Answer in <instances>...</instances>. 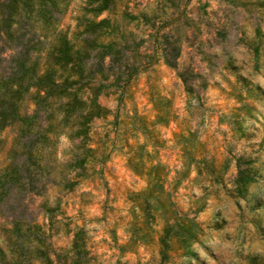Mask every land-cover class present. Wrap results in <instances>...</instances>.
Returning a JSON list of instances; mask_svg holds the SVG:
<instances>
[{"label": "rangeland", "instance_id": "1", "mask_svg": "<svg viewBox=\"0 0 264 264\" xmlns=\"http://www.w3.org/2000/svg\"><path fill=\"white\" fill-rule=\"evenodd\" d=\"M84 1L69 0L63 28L73 29ZM126 1L98 18L109 16L139 42L130 53L139 70L98 95L108 113L92 121L90 143L101 160L59 192L58 218L68 224L54 223L53 247L82 226L94 264L159 263L162 221L133 237V200L147 175L135 174L128 158L140 155L142 173L160 163L166 179V192L146 195L188 232L170 239L163 264H264V0H128L133 20L121 14ZM166 40L179 49L175 66L160 54ZM66 144L60 136L59 153ZM56 192L48 191L49 203ZM27 202L44 222L41 197ZM8 226L0 213V236Z\"/></svg>", "mask_w": 264, "mask_h": 264}, {"label": "trees", "instance_id": "2", "mask_svg": "<svg viewBox=\"0 0 264 264\" xmlns=\"http://www.w3.org/2000/svg\"><path fill=\"white\" fill-rule=\"evenodd\" d=\"M121 1L85 0L70 31L61 26L69 0H0V153L7 144L0 163V213L9 225L0 236V264H94L82 226L68 228L72 234L64 247L54 248L50 238L54 223L65 220L58 218L59 192L72 190L77 178L87 177L101 160L90 143L92 121L108 113L98 95L126 85L139 70L130 54L139 42L124 38L109 16L98 18L115 12ZM127 4L122 16L136 19ZM141 17L151 20L145 12ZM159 49L164 61L175 66L177 46L166 40ZM60 136L67 144L59 153ZM140 159L128 158L135 174L147 175L146 187L133 200L140 211L132 220L133 237L139 239L138 229L160 219L157 252L158 264H163L170 239L188 232L174 211L153 206L152 193L159 197L166 192L165 175L159 171L163 166L152 164L142 173ZM53 188L57 192L49 203ZM33 196L41 197L44 222L29 211L27 201Z\"/></svg>", "mask_w": 264, "mask_h": 264}]
</instances>
